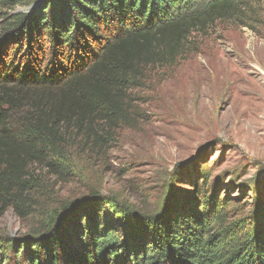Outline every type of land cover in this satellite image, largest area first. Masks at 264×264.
<instances>
[{"label":"trees","instance_id":"1","mask_svg":"<svg viewBox=\"0 0 264 264\" xmlns=\"http://www.w3.org/2000/svg\"><path fill=\"white\" fill-rule=\"evenodd\" d=\"M36 1L0 0V218L10 206L22 214L34 163L58 173L55 156L72 137L103 147L133 125L131 94L150 69L177 65L194 33L218 20L247 25L254 0H44L11 14ZM199 172L211 173L206 164ZM207 183L158 214L92 192L64 206L45 235L0 249L15 248L17 264H264V196L248 213L208 196Z\"/></svg>","mask_w":264,"mask_h":264},{"label":"rangeland","instance_id":"2","mask_svg":"<svg viewBox=\"0 0 264 264\" xmlns=\"http://www.w3.org/2000/svg\"><path fill=\"white\" fill-rule=\"evenodd\" d=\"M43 2L18 4L11 14ZM242 18L247 25L236 16L195 32L177 65L151 68L131 94L137 122L112 130L103 147L72 137L55 156L58 173L34 163L22 214L10 206L0 218V243L45 235L64 206L92 192L158 214L171 196L184 201L208 180V196L254 211L264 196V0L252 1ZM205 164L206 178L199 172ZM14 250L0 249V259L11 256L2 264H17Z\"/></svg>","mask_w":264,"mask_h":264}]
</instances>
